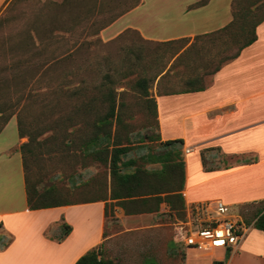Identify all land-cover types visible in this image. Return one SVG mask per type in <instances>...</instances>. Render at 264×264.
Wrapping results in <instances>:
<instances>
[{
  "label": "trees",
  "instance_id": "trees-1",
  "mask_svg": "<svg viewBox=\"0 0 264 264\" xmlns=\"http://www.w3.org/2000/svg\"><path fill=\"white\" fill-rule=\"evenodd\" d=\"M19 1L5 0L0 13V131L15 116L18 136L26 138L18 150L28 209L110 200L127 215L158 212L165 204L169 212L184 219L182 141L160 140L156 101L150 87L153 82L159 86L182 67V88L166 85L157 94L202 90L206 76L256 39V27L264 20V0H231V20L192 39L147 40L134 29H126L117 37L134 33L140 45H125L124 51L116 54H100L90 48L103 46L100 30L138 0L104 19L98 18L101 11L95 9L93 0H83L80 12L75 11V1L81 0H63L52 5L54 9L67 8L70 15L66 19L60 20L57 14L46 18L41 10L34 19L19 24L15 31L11 28L7 34L5 28L19 23L8 14ZM203 55L206 57L200 63ZM150 69H155L151 75ZM187 70L191 72L188 79ZM128 95L138 100L130 102ZM136 112L150 115L148 127L155 132H135L132 120ZM48 133L53 146L41 151L45 137L40 138ZM56 150L76 162H89L83 166L96 163L104 167L105 176L93 178L85 188L71 174L67 188L49 184L44 174L41 177L34 172L32 164L42 152ZM61 227L58 241L71 230L66 223ZM254 227L264 232V206L257 213ZM73 264L114 263L104 257L99 245Z\"/></svg>",
  "mask_w": 264,
  "mask_h": 264
},
{
  "label": "crops",
  "instance_id": "crops-1",
  "mask_svg": "<svg viewBox=\"0 0 264 264\" xmlns=\"http://www.w3.org/2000/svg\"><path fill=\"white\" fill-rule=\"evenodd\" d=\"M200 1L138 0L101 29L99 37L109 41L134 29L147 40L192 39L231 20V0L196 5ZM4 2L0 0V8ZM152 95L160 140L182 141L181 193L186 209L196 202L219 199L230 210L244 207L248 211L231 214L246 227L239 245L200 250L225 257L224 262L218 258L205 264H264V232L254 227L264 206V20L256 27V39L208 76L202 90L157 94L154 88ZM25 140L19 138L12 116L0 131V264H73L99 245L106 258L111 247L105 242L115 245L112 240L119 239L107 216L106 205L112 201L28 209L18 150ZM115 209L121 234L151 226L145 222L152 213L127 215L119 206ZM163 211H168L165 204L154 215ZM62 223L71 230L58 241L61 233L56 229Z\"/></svg>",
  "mask_w": 264,
  "mask_h": 264
},
{
  "label": "rangeland",
  "instance_id": "rangeland-1",
  "mask_svg": "<svg viewBox=\"0 0 264 264\" xmlns=\"http://www.w3.org/2000/svg\"><path fill=\"white\" fill-rule=\"evenodd\" d=\"M62 1L63 0H21L17 2L13 5V9L8 11V14L17 19L19 23L12 24L11 26L5 28L4 32L8 34V32L11 31V28L15 31L19 24L34 19L36 14L41 10H43L47 15L46 18L53 17L57 14L60 20L66 19L70 15L68 14L69 11L67 8L64 7L61 9H54L52 5V3H60ZM82 1L83 0L75 1V4L77 5L75 9L76 12H80V8H82ZM93 1L97 4L95 9H99V11H101V15H99L98 18L104 19L108 15L120 12L127 6L133 4L136 0ZM5 6L6 4L3 3L0 8V13L4 11ZM80 31L81 30H79V38L81 39L83 36ZM103 42L105 43L103 46L91 47L90 51L95 49L99 51L100 54L105 52L116 54V52H123L124 49L122 47L125 45H133L134 47L140 45V42L138 41V38L135 37L134 33L126 34L122 37L116 36L109 41ZM2 51L3 50H0V52ZM83 56L84 55L81 54L80 58ZM205 57L206 56L203 55L199 62L201 63ZM78 63L80 64L81 62L78 61ZM154 71L155 69H150V71L148 70V74L151 75ZM183 73L182 67H179L175 72L163 79L159 86H157L156 82H153L150 87V92L153 93L154 88L156 89V92L159 89L162 90L166 87V85H172L174 89L182 88V79L184 77ZM190 75L191 72L187 70V79ZM207 78L208 76L204 78L205 82ZM127 99L130 102L138 100L136 97L133 98L131 95H128ZM132 122L134 123L135 132L140 134L155 132L154 129L148 127V125L152 122V118L147 113L136 112ZM42 138H44L45 141L42 143L41 151L50 150L52 143L49 140V133L41 136L40 139ZM58 152L60 151L56 150V152L52 153L42 152L37 162L32 164L34 172L40 174L41 177H43L44 174L45 178L49 179V181L44 180L49 182V184L53 183L61 188H67L70 186L67 177L71 174V177H74L78 183H83V187L85 188L86 186L88 187L90 180L95 177L100 179V177H103L106 174L104 167L96 163H90L87 166H83L82 164H87L89 162H76L74 161L75 159L73 160L72 158H69L67 154ZM148 167H157V165H148ZM115 206L117 205L112 201L110 204L107 203L106 208L108 221L111 220V230H113V233L118 235L119 239L112 240L115 245H113L112 242H107L108 240L105 242L110 245L109 247H111L107 250L108 253L105 252V256L107 259L112 260L114 264H143L144 259V263L147 264H205V261L210 259L218 260V258L223 260V262L225 261V257L221 253L194 250L195 248L193 247H184L181 243L176 242L174 239V234L176 232L174 225L176 221L180 219L177 218L174 212H169V209L167 212L163 211L157 215H154L156 212L152 213L153 216H151V219L148 218L145 222L151 226L144 228L143 231L121 234V221L114 213L116 210ZM238 211L241 214H248V211H246L243 207L238 209L237 212L232 209L228 215L231 216V214L238 213ZM231 219L237 220V217L231 216ZM56 231H60L58 233L60 234L61 227L56 229ZM228 254L229 253H227V255ZM203 256H206V258H203Z\"/></svg>",
  "mask_w": 264,
  "mask_h": 264
},
{
  "label": "built area",
  "instance_id": "built-area-1",
  "mask_svg": "<svg viewBox=\"0 0 264 264\" xmlns=\"http://www.w3.org/2000/svg\"><path fill=\"white\" fill-rule=\"evenodd\" d=\"M230 211V207L219 199L191 204L185 218L174 225L175 241L198 250L236 248L246 227L239 220L231 219Z\"/></svg>",
  "mask_w": 264,
  "mask_h": 264
}]
</instances>
